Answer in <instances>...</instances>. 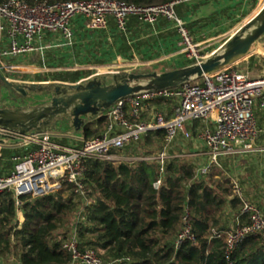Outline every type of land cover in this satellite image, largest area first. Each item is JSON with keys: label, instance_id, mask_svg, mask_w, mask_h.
I'll list each match as a JSON object with an SVG mask.
<instances>
[{"label": "built area", "instance_id": "obj_1", "mask_svg": "<svg viewBox=\"0 0 264 264\" xmlns=\"http://www.w3.org/2000/svg\"><path fill=\"white\" fill-rule=\"evenodd\" d=\"M205 1L207 0H174L143 7L121 0L42 2L34 6L25 0H0V42L7 43L6 47L0 48V72L8 79L18 82H67L53 80L48 75L68 70L87 71L93 66L110 68L109 61L105 59L92 61L94 57L87 51H91L93 46L89 49L86 47L85 55L82 54L83 41L87 34L93 33L92 38L97 41L103 39L109 47H114L116 41L121 42L119 37L125 36V43L130 47L126 51L129 62L127 66L131 69L119 70L113 74L133 73V68L146 64L140 57L133 31L129 28V21L133 16L138 18L144 27L142 29L150 27L155 34L161 32L159 27L175 31L185 64L199 63L214 50L210 52V45L207 46L206 41L200 42L195 38L186 20L179 15L178 8L181 5H200ZM112 24L115 25V31ZM78 27L80 31L77 30ZM78 41L81 43L77 44ZM61 47L70 50L68 62L64 66L49 63V52ZM25 56L37 58V65L43 68V74L40 75L48 78L38 79L37 76L36 80H28L22 77L19 74L20 66L13 60ZM116 57L126 60L122 53ZM96 69L98 72L90 76L86 74L79 81L88 80L94 75L100 76V68ZM108 74L111 72L108 71ZM158 101L170 103L169 114L155 106ZM259 108L264 110V74L251 76L249 72L239 70L236 64L176 87L117 100L93 119H109L103 135L83 139L78 144L63 142V138L49 130L14 134L12 138L0 136V204L4 194L12 193L18 215H22L23 196L37 197L52 193L62 187L64 179L80 188V179L86 170V159H120L112 151L124 149L149 130L164 129L165 146L157 155L142 159L158 161L163 171L175 143L193 139L196 122L201 123L197 125L195 133L200 140V148H203L204 156L208 159L206 164L199 165L197 172L200 176L207 175L211 166L220 165L223 158L258 151L256 142L262 134L257 119ZM8 139L12 140V144H7ZM8 147L15 152L11 157L13 168L5 173L2 161L4 149ZM185 154L177 153L175 156H186ZM160 184L161 179L156 182V186ZM233 190L243 202L242 213L249 215V221H238L234 229L226 232L227 256L249 234H259L264 241L263 210L245 199L237 180H233ZM185 222L178 246L183 239L192 238L187 216ZM78 244L74 233L71 241L64 245L72 253V264H107L94 251L80 252Z\"/></svg>", "mask_w": 264, "mask_h": 264}, {"label": "trees", "instance_id": "obj_2", "mask_svg": "<svg viewBox=\"0 0 264 264\" xmlns=\"http://www.w3.org/2000/svg\"><path fill=\"white\" fill-rule=\"evenodd\" d=\"M25 1L34 6L72 0ZM121 1L144 7L174 0ZM183 6L178 8L180 16H183L180 10ZM129 28L144 27L133 16ZM112 29L115 31L114 24ZM119 40L123 51H127L130 47L125 43V36ZM257 63L264 69V59L256 55L249 57L251 68ZM87 73L68 70L48 76L73 83ZM43 78L48 77L38 76ZM0 84L3 85L1 81ZM108 123L109 119L102 117L87 124L84 139L102 136ZM196 127L195 123L194 133ZM165 138L164 129L147 131L122 149L130 160L86 159L80 188L64 179L62 187L52 193L23 196V222L18 220L14 195L4 194L0 204V262L72 264V253L64 245L75 233L80 252L94 251L107 264H264V241L255 233L242 239L227 256L226 232L234 229L238 221H249V215L242 213L243 202L234 193L233 178L228 175L230 166L224 162L239 156L223 158L220 165H212L207 175L200 176L199 159L188 154L175 156L183 153L179 140L162 171L158 161L142 158L162 151ZM122 150L112 152L119 155ZM14 152L10 147L4 149L5 173L13 168ZM262 174L258 179L246 176L244 180H237L245 199L264 212ZM159 179L161 184L156 186ZM186 216L192 238L183 239L178 246Z\"/></svg>", "mask_w": 264, "mask_h": 264}, {"label": "water", "instance_id": "obj_3", "mask_svg": "<svg viewBox=\"0 0 264 264\" xmlns=\"http://www.w3.org/2000/svg\"><path fill=\"white\" fill-rule=\"evenodd\" d=\"M264 39V5L257 14L231 35L209 57L164 72L115 73L113 82L94 76L78 82H18L0 72L1 83L11 92L31 96L48 92V103L26 108L0 107V136L13 137L28 132L58 130L61 120H69V129L81 131L117 100L144 92L179 86L187 81L234 66L249 58ZM3 141V140H1Z\"/></svg>", "mask_w": 264, "mask_h": 264}, {"label": "crops", "instance_id": "obj_4", "mask_svg": "<svg viewBox=\"0 0 264 264\" xmlns=\"http://www.w3.org/2000/svg\"><path fill=\"white\" fill-rule=\"evenodd\" d=\"M252 1L253 0H207L203 3H201L200 5H184L180 9L183 13V16H181V17H183L186 20V22L188 23V26L190 23L193 24L192 25L193 27L190 28L193 31V30L197 29V26L203 24L201 19H202V17L205 16V12L207 10H209L211 8H217V7H220L222 5H225L228 7V13H230V15L232 14V18L234 19L235 17L240 16V14H238V13L241 10L245 11V8L250 7L252 5V3H251ZM254 1L257 2V0H254ZM263 5H264V3L262 4V6ZM211 25H213V24H211ZM219 27L223 29L224 25H220ZM159 29L161 30V32L158 34H155L151 30L150 27L149 28L147 27L146 30H144V29H142V30L133 29L132 30L133 31V38L136 40V45L138 47V52L141 55L140 57L142 58V61H144V63H153V64L156 62H159V63L160 62H168L169 66H174V67L185 66L186 65L185 60L179 51L180 45H179V39H178L176 32L169 30V29L160 28V27H159ZM77 30L80 31L79 27L77 28ZM227 33H228V31H224L222 34L225 36ZM92 35H93V33L87 34V38L83 41V46H81L82 47V49H81L82 54L84 53V55H85V53H86L85 50H87L86 47L89 49L93 46L91 51H87V53L96 57L92 61L105 59L106 61H109L108 66L116 67L119 69L122 66H127V63H129V62H127L128 57H127L126 51L124 52L123 49L121 48V44L119 41H116L114 47H112V46L109 47V45L106 44L103 41V39H98V41H97L96 39L92 38ZM229 37L230 36L226 37V39L222 43H224ZM89 39H90V41H89ZM219 39H216V41ZM137 40H139V41H137ZM80 43L81 42H79V41L77 42V44H80ZM2 46H4V47L7 46L6 41L0 42V48ZM220 46H221V44L218 47H220ZM153 49H155V50L153 51ZM119 53H122L126 57V60H124L125 58H122V57L120 58L121 60H119V58L116 57V55ZM70 54H71L70 50L65 48V47H61L58 49L51 50L49 52V55H48L49 59H50L49 63L50 62L55 63L56 65H57V63H59L60 65L64 66V63H67L68 59H70ZM31 59H34V57L25 56V57L13 60V62L17 63L20 66L19 74L22 77H26L25 73L30 72V71L31 72H33V71L39 72V74L37 76H39L40 73H42L43 68L41 67V65H37V64L28 62ZM87 61H90V60H87ZM156 103L157 102H155V106L157 107ZM170 106L171 105L169 102L168 103L164 102L163 104H160L158 107L163 112H166V114H169L170 113L169 112ZM257 119H258L260 127L262 128V125H264V110L261 108H259L257 111ZM196 124L200 125L201 123L196 122ZM263 130L264 129L262 128V133H263ZM49 131H51L56 136L64 138L63 140H66V143H70V144L74 143L70 140H75L76 141L75 143L78 144L81 142V139H84V131L83 130L78 131V132H74L73 130L69 129L68 127H63L61 129H58V130H49ZM7 144L8 145L12 144V140L8 139ZM193 146L197 147V144L194 143ZM257 148H258L259 152H264V144L263 145H257ZM198 150L199 149H192L191 150L193 152L192 156L193 157L199 156L200 159L202 158V163H199L200 165L206 164L208 162L207 156H204L203 150L202 151L201 150L198 151ZM263 171L264 170H258V169H256V171H255V169L253 170V169L248 168L246 170H241V175L244 176L243 177L244 179H246L245 178L246 176L248 178L252 177V179H258L259 177H261V175H263L262 174V173H264ZM241 179H242V177H241ZM247 185H244V187H247ZM18 220L20 222H23V220H24L23 214L18 215ZM0 264H3V263L0 262Z\"/></svg>", "mask_w": 264, "mask_h": 264}, {"label": "rangeland", "instance_id": "obj_5", "mask_svg": "<svg viewBox=\"0 0 264 264\" xmlns=\"http://www.w3.org/2000/svg\"><path fill=\"white\" fill-rule=\"evenodd\" d=\"M252 1V5L248 8H245V11L241 10L238 14H240L239 17L232 18V14L228 13V7L225 5H222L217 8H211L205 12V16L202 17V25L197 26L196 30H193L195 38L197 40L206 41L207 46H209V51L212 52L216 48L218 49V46L223 44L222 42L226 39V37L233 35L235 32H237L245 23H247L251 18H253L257 12L261 9L262 4L264 3V0H257ZM235 9V8H234ZM210 24V25H209ZM213 24V25H211ZM220 25H224L223 29L220 28ZM209 27V28H208ZM224 31H228V33L224 36L222 33ZM223 37V38H222ZM220 38V39H219ZM216 39H219L216 41ZM257 56L261 59H264V39L261 41V43L256 48L254 54L252 56ZM249 58L241 61L238 63L237 67L238 69L242 71H247L250 73L251 76L257 77L262 74H264V69L260 68V64H255L253 68H251L248 64ZM30 63L39 64L37 61V58L34 57V59H31L28 61ZM77 67V66H76ZM101 70V75L99 77H105L107 83H112L113 78L112 74L114 72L125 71L130 70V66L121 67L120 69L116 67H110V68H102L104 66H93V68L88 69L87 76H90V74L98 72V69ZM175 68L180 67H174L169 66L168 62H156V63H146L145 65H142L138 68H133V73H152V72H163V71H169L173 70ZM108 71L111 72V74H108ZM123 73V72H121ZM39 72L33 71V72H27L25 73L26 79L28 80H36L37 75ZM95 76V75H94ZM51 94L48 92L43 93H33L31 96H28L27 99H35L39 102L44 101L48 97H50ZM157 107L160 105L159 103H156ZM0 107H10V108H16V107H22L26 108L24 103L22 102V97L19 94H13L11 93L4 85L0 84ZM159 108V107H158ZM160 109V108H159ZM149 116V114H148ZM61 123L64 127H68L70 125L69 120H61ZM262 128L264 129V125H262ZM74 132H78L76 130H73ZM64 139V138H63ZM83 140V139H81ZM72 142H76L75 140H70ZM79 142V141H78ZM196 143L197 147H194L193 144ZM264 144V130L262 135L259 137L258 141L256 142L257 145H263ZM182 145V146H181ZM182 147V152L186 153L188 155H192L193 152L192 149H199L202 150L200 140L196 133H194L193 139L183 141V143L180 144ZM198 150V151H199ZM178 152V149H177ZM125 151H120L118 157L119 158H128L130 160V157L124 156ZM195 156V155H194ZM197 159H199V163H202V158L200 159L199 156H195ZM226 164H229L230 166V172H228L229 176H231L233 180H239L242 177V180H244V176L241 175V170L246 169H258V170H264V152L259 151H253L249 152L245 155L239 156L237 158L229 157L226 161H224ZM240 173V174H239ZM264 186V183L262 184ZM262 191L264 192V187H262ZM80 264V263H77Z\"/></svg>", "mask_w": 264, "mask_h": 264}, {"label": "flooded vegetation", "instance_id": "obj_6", "mask_svg": "<svg viewBox=\"0 0 264 264\" xmlns=\"http://www.w3.org/2000/svg\"><path fill=\"white\" fill-rule=\"evenodd\" d=\"M12 93H14V92H12ZM14 94H16V93H14ZM20 96L22 97V95H20ZM27 97H22V102L24 103L25 107H27L28 104H30V107H33V106H38V105H43V104L48 103L47 101L39 102L38 100H35V99L30 100V99H27ZM50 97H48V98H50Z\"/></svg>", "mask_w": 264, "mask_h": 264}]
</instances>
